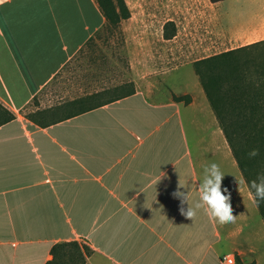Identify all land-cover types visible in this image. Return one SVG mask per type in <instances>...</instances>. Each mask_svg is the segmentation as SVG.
I'll list each match as a JSON object with an SVG mask.
<instances>
[{"label": "crops", "instance_id": "1", "mask_svg": "<svg viewBox=\"0 0 264 264\" xmlns=\"http://www.w3.org/2000/svg\"><path fill=\"white\" fill-rule=\"evenodd\" d=\"M106 24L97 0H0V264H264V220L192 63L123 97L51 96ZM211 163L235 223L186 219L172 195L194 204Z\"/></svg>", "mask_w": 264, "mask_h": 264}, {"label": "rangeland", "instance_id": "2", "mask_svg": "<svg viewBox=\"0 0 264 264\" xmlns=\"http://www.w3.org/2000/svg\"><path fill=\"white\" fill-rule=\"evenodd\" d=\"M124 2L130 18L117 26L106 24L68 64L56 78L59 90L51 95L55 100L90 94L95 103L108 100L135 88L139 74L161 81L162 73L178 66H194L200 59L264 41V0H225L217 5L209 0ZM246 31L252 35L228 42L230 34ZM171 35L177 38L164 42ZM249 57L255 63L251 75L258 78L260 69L264 80V45ZM193 66L183 67L171 76L177 94L189 90L183 87L181 77L194 75Z\"/></svg>", "mask_w": 264, "mask_h": 264}, {"label": "trees", "instance_id": "3", "mask_svg": "<svg viewBox=\"0 0 264 264\" xmlns=\"http://www.w3.org/2000/svg\"><path fill=\"white\" fill-rule=\"evenodd\" d=\"M224 1L209 0L212 5ZM97 2L107 24L111 26H117L121 20L130 18L124 0ZM174 36H166L165 39ZM263 45L264 41L254 43L194 63L201 86L248 186L251 181L264 175V80L260 69H257L258 78L251 75V67L255 63L249 57ZM127 94H122V97ZM175 99L190 100L189 97ZM253 149H259L260 154L250 158L249 152ZM252 192L254 194V190ZM257 208L264 220V201Z\"/></svg>", "mask_w": 264, "mask_h": 264}, {"label": "clouds", "instance_id": "4", "mask_svg": "<svg viewBox=\"0 0 264 264\" xmlns=\"http://www.w3.org/2000/svg\"><path fill=\"white\" fill-rule=\"evenodd\" d=\"M260 154L259 149L249 152L250 158H255ZM163 175V174H162ZM161 175V176H162ZM224 174L216 163H211L203 170V178L199 183V198L193 204L189 201V193L181 192L184 188L178 185V189L172 195L180 201V214L186 219L194 220L199 210H203L211 219L220 225L235 223L237 216L231 204V193L227 188L222 189ZM250 190H254V200L257 205L264 201V175L250 183ZM187 204L185 209L184 205Z\"/></svg>", "mask_w": 264, "mask_h": 264}, {"label": "built area", "instance_id": "5", "mask_svg": "<svg viewBox=\"0 0 264 264\" xmlns=\"http://www.w3.org/2000/svg\"><path fill=\"white\" fill-rule=\"evenodd\" d=\"M224 264H235V257L233 255H228L223 258Z\"/></svg>", "mask_w": 264, "mask_h": 264}]
</instances>
